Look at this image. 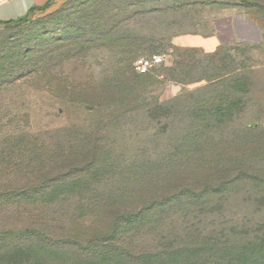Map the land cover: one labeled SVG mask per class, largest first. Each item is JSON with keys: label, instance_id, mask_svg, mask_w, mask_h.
Here are the masks:
<instances>
[{"label": "rangeland", "instance_id": "1", "mask_svg": "<svg viewBox=\"0 0 264 264\" xmlns=\"http://www.w3.org/2000/svg\"><path fill=\"white\" fill-rule=\"evenodd\" d=\"M172 1L71 0L0 24V182L99 174L104 195L137 174L184 195L210 185L133 231L138 251L180 241L191 223L264 220V0ZM153 54L163 62L138 73L134 62ZM26 215L3 206L0 228ZM94 218L82 212L71 229ZM57 223L70 228L65 215Z\"/></svg>", "mask_w": 264, "mask_h": 264}, {"label": "trees", "instance_id": "2", "mask_svg": "<svg viewBox=\"0 0 264 264\" xmlns=\"http://www.w3.org/2000/svg\"><path fill=\"white\" fill-rule=\"evenodd\" d=\"M189 1L173 0L167 6L180 8ZM62 4L64 10L72 3L66 0ZM133 4L130 2L124 12L132 13L129 6ZM50 5L48 0L34 9L45 13ZM137 7L139 11L142 6ZM29 15L0 24L20 23ZM104 31L101 27L96 34L102 36ZM49 175L28 174L22 182L13 181L7 186L0 182V208L16 205L27 209L24 224L0 228V264H264V220H258L256 228L249 227L246 213L225 227L212 225L209 232L204 225L191 223L184 228L180 241L167 237L148 247L153 250L141 247L138 251L133 246L129 239L133 231L137 233L143 227L152 231L151 227L157 228L170 214L177 213L171 211L172 203L185 199L184 196L193 201L206 196L210 185L201 190V195L191 191L184 195L159 191L156 174H137L122 180L126 188L104 195L96 190L99 174H56L54 179ZM66 175L75 179L59 184ZM86 175L88 179L84 178ZM87 211L95 215L94 220L71 229L78 223L79 215ZM63 215L70 228L58 226ZM51 218L56 220L55 225L45 221ZM172 233L173 230L169 234ZM7 237L8 244H4Z\"/></svg>", "mask_w": 264, "mask_h": 264}, {"label": "crops", "instance_id": "3", "mask_svg": "<svg viewBox=\"0 0 264 264\" xmlns=\"http://www.w3.org/2000/svg\"><path fill=\"white\" fill-rule=\"evenodd\" d=\"M49 1L51 5L46 9V12L49 11V9H53L55 5H61L66 0ZM46 2H48V0H0V21L13 20L27 13L30 15H39L43 13V11L34 8L44 5Z\"/></svg>", "mask_w": 264, "mask_h": 264}, {"label": "built area", "instance_id": "4", "mask_svg": "<svg viewBox=\"0 0 264 264\" xmlns=\"http://www.w3.org/2000/svg\"><path fill=\"white\" fill-rule=\"evenodd\" d=\"M164 57V54H153L148 57H140L134 62V69L140 74L147 73L155 66L161 64Z\"/></svg>", "mask_w": 264, "mask_h": 264}]
</instances>
